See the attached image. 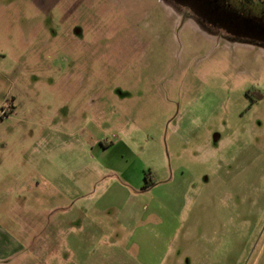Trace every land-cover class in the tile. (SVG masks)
Masks as SVG:
<instances>
[{"label":"rangeland","instance_id":"374dc122","mask_svg":"<svg viewBox=\"0 0 264 264\" xmlns=\"http://www.w3.org/2000/svg\"><path fill=\"white\" fill-rule=\"evenodd\" d=\"M193 17L0 0L1 264L104 233L145 264H264V39Z\"/></svg>","mask_w":264,"mask_h":264},{"label":"crops","instance_id":"0c3cea01","mask_svg":"<svg viewBox=\"0 0 264 264\" xmlns=\"http://www.w3.org/2000/svg\"><path fill=\"white\" fill-rule=\"evenodd\" d=\"M142 186V183H140ZM143 189V188H142ZM107 208L102 207L99 209L100 212L105 213L108 210ZM94 212V211H93ZM80 222L73 221V226L75 229H83L85 224V219L83 221L81 219L77 220ZM56 226L57 233H60V226ZM77 227V228H76ZM93 228H91V231ZM101 239L99 240H89L83 241L84 243L79 242L74 243L72 245L71 252L70 250L63 249L62 245H57L56 247V256L45 258L44 256H39L40 254H48L49 250L54 246L51 244L43 243L41 246V252L32 251L33 247L31 242H19L16 239H8V241H12L13 244L9 245V250L6 251L8 254L9 264H27L29 263L30 256L35 255L34 258H40L43 264L53 263L55 260V264H145L143 262L144 254H146V259L151 261V257L154 254V243H149V246L143 245V243L139 242H123L120 239L116 238V240L112 241V236L108 237L107 234H102ZM1 241V239H0ZM37 255V256H36ZM5 255L0 254V264L3 260L6 259ZM26 258V259H23ZM30 259V260H32Z\"/></svg>","mask_w":264,"mask_h":264},{"label":"flooded vegetation","instance_id":"af4514ba","mask_svg":"<svg viewBox=\"0 0 264 264\" xmlns=\"http://www.w3.org/2000/svg\"><path fill=\"white\" fill-rule=\"evenodd\" d=\"M166 1L182 17L194 16L228 33L264 39V0Z\"/></svg>","mask_w":264,"mask_h":264},{"label":"trees","instance_id":"16d2710c","mask_svg":"<svg viewBox=\"0 0 264 264\" xmlns=\"http://www.w3.org/2000/svg\"><path fill=\"white\" fill-rule=\"evenodd\" d=\"M145 179H146V185L143 187V188H148V186L150 185L149 184V182H148V179H147V177H148V173H145Z\"/></svg>","mask_w":264,"mask_h":264}]
</instances>
